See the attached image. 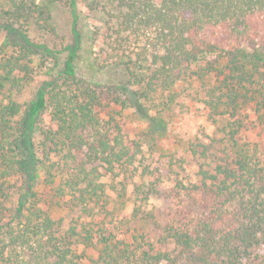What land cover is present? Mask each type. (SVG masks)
<instances>
[{
	"label": "trees",
	"instance_id": "obj_1",
	"mask_svg": "<svg viewBox=\"0 0 264 264\" xmlns=\"http://www.w3.org/2000/svg\"><path fill=\"white\" fill-rule=\"evenodd\" d=\"M78 3L0 0V264H88L86 248L89 264H264V0H104L105 61L128 77L117 84L80 73ZM55 4L71 14L60 48L32 34H55ZM34 60L46 79L19 102ZM181 95L208 110L212 135L145 152ZM130 109L150 139H130ZM42 184L77 211L68 225L42 207ZM129 185L138 206L158 202L142 212L152 235H128L137 206L117 220L126 231L110 224L109 191Z\"/></svg>",
	"mask_w": 264,
	"mask_h": 264
},
{
	"label": "rangeland",
	"instance_id": "obj_2",
	"mask_svg": "<svg viewBox=\"0 0 264 264\" xmlns=\"http://www.w3.org/2000/svg\"><path fill=\"white\" fill-rule=\"evenodd\" d=\"M89 3L90 0H79L78 3V8L80 11L79 26L84 39V45L80 53L79 60L80 73L91 76L94 80L100 82H110L115 84L125 82L128 77L124 67L116 62L118 57L112 56L110 58L111 62L108 64H106L105 61V56L107 54L105 41L106 38L109 37V34H111V29L109 27L111 23L107 21L106 16H104L103 12L101 11V8L104 9V0H98L96 3L98 6L93 9H89ZM70 21L71 14L67 7H65L63 4H55V6L52 8L51 19V23L55 27V34H41L44 33L45 30H48V27L51 24H49L47 27L48 29H43L45 28L44 25L40 26L39 24H36V27L32 31V34L34 35L33 38L35 40H43L48 43H52L54 41L57 48L63 47V45L70 43L72 40ZM4 37V31L0 29V44ZM132 43L133 45L131 49L134 50L135 48L133 47H135L136 44H134V41ZM123 59H125V57H123ZM35 61L36 60L30 63V68L32 70L29 74L28 80L25 82L23 88L14 97L19 102H24L25 100L30 99L37 86L40 85L44 79H46L43 68L38 67L35 64ZM1 96L2 95L0 94V99ZM150 111L153 112L154 109L152 108ZM132 112L133 110L131 109L126 112V126L129 131L130 139H135L138 137L141 138V136H145L144 134L146 132L147 123L146 121L138 119L136 114H132ZM162 117L164 118L165 123H167L166 128L161 133V137L157 132L155 134H149L153 135V140H149L150 142L148 140H143L148 141V144L145 143L142 146L145 152H147L150 148L153 150L159 149L161 151L163 148L175 146L176 143L172 142L173 139L180 141V145H178L180 147H183L189 141L193 143L207 142L208 136L212 135V131L215 127L210 118H208V110L204 108L202 103L199 101L190 100L183 95L178 97L175 102L172 103V108H170V110H167L166 108L163 109ZM249 133L251 138L261 142L262 135L259 137L257 132L254 130L250 131ZM145 137L146 139L151 138L148 136ZM160 139L162 140L160 141ZM191 145L193 146V144ZM261 145L264 147V142ZM153 161L152 165L155 166L156 163H153ZM133 179L138 181L137 176H134ZM116 181H120V178H116ZM171 183V181H166L167 185H170ZM132 188L133 187L129 185L127 187L125 196L122 198L116 196L115 192L109 191L111 199H114L112 200L110 207L114 209L116 213V221L114 220L115 222H110V224H112L115 228H119L116 231H126L127 227H124V223L118 222L117 220H124L131 216L133 209L137 206L142 210L136 213V218L134 215L132 216V220L130 223H128L127 231H131L134 227H136L138 231H149L152 235L153 232L151 225L148 220L142 218V212L150 209L152 205H157L158 202L156 199H149V203H147L145 200H142L140 206H138L139 201L134 197ZM39 194L42 197V207L50 214L53 219L59 220L61 227L68 225L70 220L78 214L74 209L68 208L64 204L61 205V200L59 204H56L54 202V198L51 196L52 193L49 192L46 187H44V184H42L40 187ZM102 216L103 215H99V218H102ZM108 218L109 217H106L105 221H107ZM129 233L132 234L133 231L128 232V235H130ZM80 248L82 249V247ZM84 252L88 257L84 260L89 264V259L95 258L96 253L90 248H86Z\"/></svg>",
	"mask_w": 264,
	"mask_h": 264
}]
</instances>
